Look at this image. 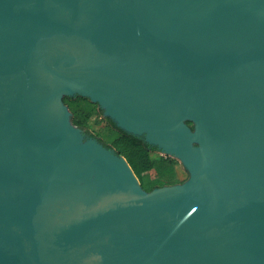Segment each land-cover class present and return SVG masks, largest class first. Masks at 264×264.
<instances>
[{
    "label": "water",
    "instance_id": "1",
    "mask_svg": "<svg viewBox=\"0 0 264 264\" xmlns=\"http://www.w3.org/2000/svg\"><path fill=\"white\" fill-rule=\"evenodd\" d=\"M78 95L189 177L144 189ZM0 264H264V0H0Z\"/></svg>",
    "mask_w": 264,
    "mask_h": 264
},
{
    "label": "trees",
    "instance_id": "2",
    "mask_svg": "<svg viewBox=\"0 0 264 264\" xmlns=\"http://www.w3.org/2000/svg\"><path fill=\"white\" fill-rule=\"evenodd\" d=\"M77 98L90 101L88 98L79 95L64 97L65 103L73 113V122L84 129L86 133L98 138L106 146L113 147L123 155L133 168L144 189L151 191L155 187L182 183L189 177L188 173L187 178L180 179L178 166H182V164L178 159L160 154L157 147L150 145L143 138L117 127L112 119L102 117V110H99L98 113V117L101 118L98 123L106 122L109 131H114L116 134L109 135L95 128L91 131L89 120L93 117V112L88 106L78 104ZM73 104H77V107H73ZM189 124L192 125L191 122ZM109 137L110 142L107 141Z\"/></svg>",
    "mask_w": 264,
    "mask_h": 264
},
{
    "label": "rangeland",
    "instance_id": "3",
    "mask_svg": "<svg viewBox=\"0 0 264 264\" xmlns=\"http://www.w3.org/2000/svg\"><path fill=\"white\" fill-rule=\"evenodd\" d=\"M77 102H78V104L79 103L82 104V106H88L93 112V117L89 120L90 130L95 128V129L101 130L102 132H105L109 135L116 134V132H114V131H109V128H108L106 122L103 121V122L98 123V121L101 119L100 117H98V113H99V110H102V109H100V107L97 103H93L91 101L81 100L78 98H77ZM73 107H77V104H73ZM102 117H105L103 112H102ZM107 141L110 142V137L107 138ZM159 153L161 154V152H159ZM178 172H179L180 179H185L188 177V172L184 169L183 165L178 166Z\"/></svg>",
    "mask_w": 264,
    "mask_h": 264
}]
</instances>
